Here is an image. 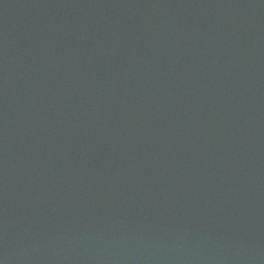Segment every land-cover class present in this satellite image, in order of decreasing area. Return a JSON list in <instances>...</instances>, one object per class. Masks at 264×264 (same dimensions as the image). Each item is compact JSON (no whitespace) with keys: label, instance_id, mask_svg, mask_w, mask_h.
<instances>
[{"label":"water","instance_id":"water-1","mask_svg":"<svg viewBox=\"0 0 264 264\" xmlns=\"http://www.w3.org/2000/svg\"><path fill=\"white\" fill-rule=\"evenodd\" d=\"M0 264H264V0H0Z\"/></svg>","mask_w":264,"mask_h":264}]
</instances>
